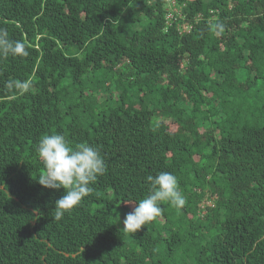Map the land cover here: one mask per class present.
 I'll list each match as a JSON object with an SVG mask.
<instances>
[{
	"label": "trees",
	"instance_id": "16d2710c",
	"mask_svg": "<svg viewBox=\"0 0 264 264\" xmlns=\"http://www.w3.org/2000/svg\"><path fill=\"white\" fill-rule=\"evenodd\" d=\"M0 27L29 52L0 58V264H264V0H0ZM46 134L106 165L60 221ZM159 172L185 204L122 231Z\"/></svg>",
	"mask_w": 264,
	"mask_h": 264
},
{
	"label": "clouds",
	"instance_id": "9594fccd",
	"mask_svg": "<svg viewBox=\"0 0 264 264\" xmlns=\"http://www.w3.org/2000/svg\"><path fill=\"white\" fill-rule=\"evenodd\" d=\"M218 31H223L222 23L215 25ZM29 52L26 44L21 40L9 37L8 30L0 27V58L27 57ZM5 88L9 92L24 95L32 88L30 80H8ZM36 155L44 169L37 178L38 183L45 188L65 190L55 201L53 219L60 221L66 212L72 211L82 199L92 192L90 186L96 182L98 176L106 172L105 161L97 148L88 143L70 144L63 135H44L35 149ZM150 185L148 195L135 203L133 210L125 214L122 221V231L133 234L149 222L162 215L160 204L168 202L171 206L182 208L185 198L178 187V180L170 172H159L155 176L149 175ZM120 222L119 214H117Z\"/></svg>",
	"mask_w": 264,
	"mask_h": 264
},
{
	"label": "built area",
	"instance_id": "2783aa9c",
	"mask_svg": "<svg viewBox=\"0 0 264 264\" xmlns=\"http://www.w3.org/2000/svg\"><path fill=\"white\" fill-rule=\"evenodd\" d=\"M177 12L178 14H179V16L178 17H180L181 16V14L179 13V11L177 10V8H176V6H175V4H170V10H169V14H168V17H167V22H168V24L170 25V23H171V19H173L174 18V15H173V13L172 12ZM171 13V14H170ZM184 29H188V27L185 25L184 26Z\"/></svg>",
	"mask_w": 264,
	"mask_h": 264
},
{
	"label": "rangeland",
	"instance_id": "374dc122",
	"mask_svg": "<svg viewBox=\"0 0 264 264\" xmlns=\"http://www.w3.org/2000/svg\"><path fill=\"white\" fill-rule=\"evenodd\" d=\"M178 16H179V14H178ZM260 89V91L262 92V89H261V87L259 88ZM100 94H101V97H105L106 95H105V93L103 92V91H100ZM107 96H108V94H107ZM206 204H209V203H212V201H207V202H205Z\"/></svg>",
	"mask_w": 264,
	"mask_h": 264
}]
</instances>
